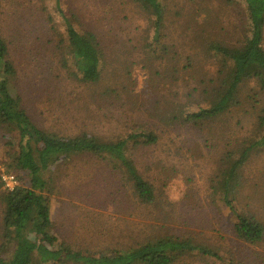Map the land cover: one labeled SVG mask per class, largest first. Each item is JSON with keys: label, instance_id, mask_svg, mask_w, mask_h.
Instances as JSON below:
<instances>
[{"label": "rangeland", "instance_id": "rangeland-1", "mask_svg": "<svg viewBox=\"0 0 264 264\" xmlns=\"http://www.w3.org/2000/svg\"><path fill=\"white\" fill-rule=\"evenodd\" d=\"M59 1L77 27L97 36L104 53L100 80L82 84L68 76L56 0H0V31L16 69L12 94L22 98L38 126L58 135L86 132L108 140L146 126L159 139L129 151L135 170L153 188L148 204L135 195L130 172L114 162L82 152L57 164L49 233L91 254L168 236L189 239L218 255L189 252L174 264H264V238L254 245L236 238L229 230L234 217L212 189L226 145L237 146L254 131L256 111L248 98L253 85L240 92V103L230 113L204 128L176 118L186 101L195 103L198 95H189L193 90L212 84L216 64L209 43L242 40L239 1L162 0L167 52L161 53L148 46L152 14L134 0ZM1 140L0 173L7 172L13 151ZM8 173L19 184L16 173ZM237 201L241 214H254L264 224V152L244 165Z\"/></svg>", "mask_w": 264, "mask_h": 264}, {"label": "trees", "instance_id": "trees-1", "mask_svg": "<svg viewBox=\"0 0 264 264\" xmlns=\"http://www.w3.org/2000/svg\"><path fill=\"white\" fill-rule=\"evenodd\" d=\"M134 1L152 14L148 46H153L156 53L167 52L163 43L166 21L163 1ZM238 1L244 19L242 40L234 45L209 43V54L216 64L212 84L201 92L193 90L189 95H198L195 103L186 101L176 118L192 127L203 125L204 128L206 123L230 113L240 103V92L249 83L253 85L248 98L256 111L254 131L238 139L237 146L226 145L228 148L218 160L217 183L212 182V189L234 217L231 233L242 242L254 245L264 238V224L254 214H241L236 205L244 165L253 154L264 152V0ZM56 4L64 23L61 61L68 76L82 84L97 83L104 63L97 36L77 27L63 13L59 0ZM15 75L7 42L0 31V138L2 144L13 147L5 166L7 172H15L19 180L10 190L3 188L0 180V264H174L189 252L218 257L206 246L168 236L147 239L122 251L98 254L75 251L65 242H58L48 231L54 167L72 155L89 152L116 163L117 167H125L132 175L137 198L142 203H152L153 188L135 170L129 151L157 143L159 135L146 126H136L124 136L108 140L86 132L64 136L45 130L31 119L22 98L12 94L9 85ZM196 92L200 93L194 95Z\"/></svg>", "mask_w": 264, "mask_h": 264}, {"label": "built area", "instance_id": "built-area-1", "mask_svg": "<svg viewBox=\"0 0 264 264\" xmlns=\"http://www.w3.org/2000/svg\"><path fill=\"white\" fill-rule=\"evenodd\" d=\"M0 180L3 183V188L13 189L16 185H18V181L14 174L8 172H1L0 173Z\"/></svg>", "mask_w": 264, "mask_h": 264}]
</instances>
